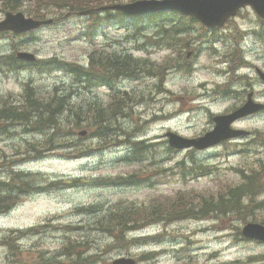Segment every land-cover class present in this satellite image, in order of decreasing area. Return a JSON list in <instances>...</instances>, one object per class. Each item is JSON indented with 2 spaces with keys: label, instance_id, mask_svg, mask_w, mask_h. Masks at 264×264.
<instances>
[{
  "label": "rangeland",
  "instance_id": "1",
  "mask_svg": "<svg viewBox=\"0 0 264 264\" xmlns=\"http://www.w3.org/2000/svg\"><path fill=\"white\" fill-rule=\"evenodd\" d=\"M104 14L101 13L102 17ZM3 17L4 14H0V18ZM48 17L57 19L56 13ZM174 18L169 16L168 21L172 22ZM89 21V16L70 12L66 19L60 17L57 22L34 33L14 39L2 36L0 55L26 50L35 53L39 59L57 58L62 62H77L85 66H88L93 51L132 52L136 57L148 59L153 65L152 73L144 72L135 79L119 83L118 90L128 93V99L134 97L135 105H130L129 117L116 120L111 129L120 135L119 139L125 137L122 131H126L135 134V139L157 143L156 158L149 157L148 162L138 164L125 162L123 158L130 150L128 145L117 146V139L107 140L108 143L103 146L102 141L92 137V128L83 127L76 131L87 129V136L78 139L76 133L69 138L77 141L80 147H85L82 151L85 154L73 155L61 149L41 159L21 160L24 157L16 156V153L24 152L26 141L41 140L44 136L37 132L26 133L22 127H18L12 137L0 135V159L4 161L8 157L7 160L12 161L16 156L17 160H14L21 163L15 167L16 171L25 173L34 184L33 190L27 194L17 195V202L11 210L0 214V264L16 263L14 249H11V243L15 241L20 248H16L17 264H43L45 259L57 256L67 234L74 237L80 235L67 231V226L86 224L88 220L100 216L92 215L103 214L119 204H141L151 200L167 203L179 193L186 192L217 195L227 186L242 182L241 175L236 172L239 168L246 170L248 166L257 165V157L264 159V149L245 153L235 148V144H244L250 138L226 141L196 153L201 161L215 166L214 173L193 176L185 183L180 170L172 176L171 169L186 156L187 151L166 152L168 131L186 137L202 135L213 129V115L226 113L238 106L250 90H254L256 99L264 102V82L257 73V68L264 71V21L252 8H244L229 22V26L217 31L218 38L213 49L210 46L214 39L211 35L196 40L200 33L196 23L181 32L192 39L188 47L177 46L167 50L165 40L163 47L155 42L159 32H162L155 20L141 18L137 23L130 16H118L105 22L99 28V35L93 39L86 36L90 33ZM184 21L188 19L184 18ZM231 31L236 35L232 36L237 39L235 46L241 48L234 55L226 54L235 50L234 43L226 38ZM162 35L164 37V31ZM194 49L195 55L187 61H191L193 68L183 71L179 68L183 55ZM237 55L244 60L242 68L235 66ZM162 63L161 73L156 67L159 68ZM156 72L158 75H155ZM237 74L244 75L247 80L239 78L238 83L232 86ZM28 82L41 94H48L56 87L61 89L59 92L62 94L70 95L71 92L74 107L96 101L106 104L111 99L109 88L85 89L65 70L40 72L25 69L0 72V100L7 97L19 102V96ZM229 87H233L234 92L225 96ZM234 127L252 133L264 130V112L240 120ZM157 165L167 168L170 175L153 174ZM11 173L5 167L0 170V179L6 180ZM131 173L143 177L144 181L123 183L121 177ZM75 178L82 182H77V185H50L56 180ZM38 181L41 184H37ZM42 186L46 189H38ZM84 207H93L94 214L82 213L80 209ZM260 214L264 215V211ZM244 224L235 218L222 220L214 217L182 220L168 226L154 224L128 234L130 238L154 236L151 241L106 252L98 264H111L120 256L134 257L144 264H264V243L243 237ZM27 231L31 233L24 236L23 232ZM87 233L91 236L93 251L113 244L112 239L103 233ZM150 253L157 254L150 256ZM143 257L150 259L144 260Z\"/></svg>",
  "mask_w": 264,
  "mask_h": 264
},
{
  "label": "trees",
  "instance_id": "2",
  "mask_svg": "<svg viewBox=\"0 0 264 264\" xmlns=\"http://www.w3.org/2000/svg\"><path fill=\"white\" fill-rule=\"evenodd\" d=\"M116 2L118 0H0V14H5L9 11H23L34 18L46 19L49 15L56 13L57 21L60 17L66 19L70 12L79 13L80 11L90 10L88 15L90 18L88 32L90 33H87L86 36L93 39L98 36V29L105 22L118 16L126 17L121 12L113 13L110 10L102 17V11L99 10L100 7ZM173 16L176 15L174 14ZM131 18L137 23L140 22L141 18L155 20V23L166 35V37L165 35L163 37L162 32H159L160 36L155 41L161 47L164 46V40L165 45H167L166 38L168 33L172 36L176 47H188L192 40L190 37H185L184 40L178 38L181 37L180 34L183 30H189L195 23L199 25L200 29L196 40L202 39L207 35V28L195 18H190L188 21L178 19L168 23L169 16L166 12ZM242 64H244L242 56L237 55L235 66ZM160 66L156 68L158 72L162 73L163 63ZM152 67L153 65L148 59L136 57L132 53L118 54L108 51L91 52L88 66L77 62H62L57 58L28 63L17 58L15 53L0 55V72L18 71L24 68L38 69L40 72L62 69L70 73L74 77L75 82L85 89L108 87L112 90L111 99L106 104L96 101L85 103L84 105L79 104L74 107L71 99L73 94L71 92L70 95L62 94L59 92L61 89L56 87L54 91H50L48 94H41L28 82L24 87V92L19 96L21 98L19 102L8 100L7 97L0 100V135L12 137L15 135L16 129L22 127L26 133L37 132L39 135L44 136L41 140L26 141V149L21 154L18 153L24 157L23 160H29L34 157L42 158L61 149H65L62 151H69L73 155L85 154L82 152L85 147H80L77 141L69 138L71 134L78 133L76 134L77 138L83 139L79 135L82 129L76 131L83 127L92 128V136L102 141L101 144L103 146L108 143L107 140L118 139L117 145L127 143L130 150L123 158L125 162L138 164L149 160V157L156 158L157 143H147L146 140H133L134 134L126 131H122L125 137L119 139L120 135L111 129L113 122L121 117H129L130 105H135L134 97L128 99V93L118 95L116 85L123 78H137L144 72L152 73ZM155 75H158V73L156 72ZM234 146L238 151L245 153L264 149V130L253 132V136L246 143L235 144ZM176 151L167 145L166 152L173 154ZM196 153L197 151L195 150L187 151L186 156L179 160L176 166L171 169L172 176L177 175V171L180 170L179 173L182 180L186 183L193 176L201 177L213 174L215 166L201 161L196 156ZM7 158L4 161L0 159V164L6 165L13 162V159L11 161L7 160ZM256 160V166H248L246 170L239 168L236 171L241 175L242 182L234 186H227L217 195H214V193H179L167 203L151 200L141 204H119L113 209H109L103 214L101 213L102 215L94 214L93 211L95 209L93 207H84L80 209L82 213L100 216L95 217L93 220H88L86 224L67 226V231L80 235L74 237L67 234L66 240L57 256L45 259L43 264H98L103 260V255L106 252L118 247L119 250L126 249L130 246L151 241L154 236L130 238L128 234L154 224L162 223L168 226L182 220H204L212 217L222 220L235 218L244 223L259 221L264 224V215L260 214L262 210L264 211V199H261L264 195V159L257 157ZM159 166H156L153 174H160L163 177L166 174L170 175L167 173V168ZM9 168L11 169L12 166L9 165ZM152 168H154L153 165ZM28 177L23 172L12 171L9 178L6 180L0 179V214L9 211L15 205L18 194H27L33 190V180ZM121 178L125 184H137L144 181V178L138 177L136 173H131L129 176ZM77 182H82V180L78 178L68 181L56 180L50 185H77ZM37 184H40V181ZM46 186L38 187V189H46ZM87 231L103 233L112 239L113 244H107L102 250L93 251L91 236ZM30 233V231L23 232V235ZM16 248L20 250L17 241L15 243L12 242L11 249H14L13 252L16 255L14 257L16 258V263L12 264H17L18 262ZM154 254L157 253H150L149 255L153 256ZM143 258L144 260L150 259L149 257Z\"/></svg>",
  "mask_w": 264,
  "mask_h": 264
},
{
  "label": "water",
  "instance_id": "3",
  "mask_svg": "<svg viewBox=\"0 0 264 264\" xmlns=\"http://www.w3.org/2000/svg\"><path fill=\"white\" fill-rule=\"evenodd\" d=\"M251 6L260 17L264 18V0H136L129 3L107 5L102 9H116L131 15H139L154 11L175 10L193 15L203 24L210 28L223 26L229 18L236 16L241 8ZM88 13L84 11L83 14ZM53 19L39 20L26 16L23 12H7L3 19H0V31H13L24 33L39 28L43 24H50ZM18 57L35 61L36 56L30 52H19ZM264 79V72L259 70ZM264 109V103L254 100L253 92L249 93L248 100L238 109L229 113L214 116L215 127L204 135L189 138L179 133L169 131V143L177 149L196 148L206 149L226 139L235 138L249 134V131L236 129L232 124L243 117H247ZM82 131L81 135H85ZM243 235L249 239H256L264 242V225L256 222H249L243 228ZM113 264H142L132 257H118Z\"/></svg>",
  "mask_w": 264,
  "mask_h": 264
},
{
  "label": "flooded vegetation",
  "instance_id": "4",
  "mask_svg": "<svg viewBox=\"0 0 264 264\" xmlns=\"http://www.w3.org/2000/svg\"><path fill=\"white\" fill-rule=\"evenodd\" d=\"M232 110V109H231Z\"/></svg>",
  "mask_w": 264,
  "mask_h": 264
}]
</instances>
